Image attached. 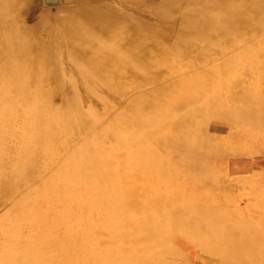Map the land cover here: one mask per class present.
I'll return each mask as SVG.
<instances>
[{
  "label": "bare ground",
  "instance_id": "bare-ground-1",
  "mask_svg": "<svg viewBox=\"0 0 264 264\" xmlns=\"http://www.w3.org/2000/svg\"><path fill=\"white\" fill-rule=\"evenodd\" d=\"M38 2L0 0V264H264V214L177 201L203 155L264 161V0Z\"/></svg>",
  "mask_w": 264,
  "mask_h": 264
},
{
  "label": "rangeland",
  "instance_id": "rangeland-1",
  "mask_svg": "<svg viewBox=\"0 0 264 264\" xmlns=\"http://www.w3.org/2000/svg\"><path fill=\"white\" fill-rule=\"evenodd\" d=\"M63 5V0H59L58 4H48L46 0H39L37 3V13L35 15H32L30 18V23H34L40 18H43L46 11H52L57 12L60 7ZM42 7V8H41ZM66 13H58L59 16L64 17ZM47 21V20H46ZM49 23V22H48ZM234 49V48H233ZM235 50L238 51V47H235ZM214 65V64H213ZM71 67L70 69H72ZM187 72V71H186ZM98 92V91H97ZM95 92V95L97 98L94 100H87V103L89 105H92L93 108H95L97 111H100L105 115L108 111L113 109L111 104H108L101 100V93ZM156 124H159V122H155ZM166 131V129H165ZM163 131H158L157 135L162 134ZM251 149H258L257 156H264V150L261 147H258L257 145H249ZM123 157V156H119ZM256 158V157H255ZM236 164L240 167L245 166L247 169L245 170V174H233L230 178H226L223 176V169L225 167V170L230 167V165ZM200 166L203 169H206L207 174L204 176L208 177L209 175L213 177L217 187H214V191L217 194H209V190L211 189L212 183L204 184L202 181H195L191 176H188L184 179V177L177 178L181 180V196L177 199L178 202L183 203L185 199H188L190 202L195 203L199 202L201 204H207L209 206L213 205V208L215 212H209L205 213L204 217L206 220H208L209 216H214L217 214H232L230 222H232L234 225L237 224V226H240L243 232L247 233L250 228V226H247L246 224L242 225L243 218L247 215L248 219L251 223H253L254 219H260V217L263 216L264 212L260 211L258 207L254 204L248 203V197L243 195V191L245 188H248L249 190L252 189L253 183H263L264 177L260 176V179L258 175L261 173H264V161H257V162H250V161H240L236 162L233 159H223L221 157H207L203 155V162H200ZM175 167V164L173 165V168ZM77 183L79 185L80 191L84 194L88 191V189L82 185V181L80 178V175H76ZM234 178V179H233ZM245 179L248 181V183H245L244 181H241V179ZM262 189L256 188V190L253 191L252 198H255L254 200H257L260 198L259 190ZM208 192V194H207ZM225 197H231L233 198V201H227L225 200ZM264 197V196H263ZM229 202L230 204H228ZM234 202V203H233ZM84 215H88L89 211L85 210ZM193 212L192 206H185L184 208H181V214L187 215L188 213ZM53 219L55 220V216L53 215ZM245 222V221H244ZM191 226H194V223L190 224ZM188 229H191L190 226H187ZM207 234L212 233L214 229L210 228L207 229ZM207 236V235H204ZM240 233L237 232V235H235V239L241 238ZM215 238V237H212ZM182 239V238H181ZM220 239V238H219ZM223 241L224 238H222ZM258 249V247H257ZM188 249H186L187 251ZM190 251V250H189ZM256 251V250H255ZM188 252V251H187ZM190 253V252H189ZM191 259V260H190ZM188 259L186 256L181 255V257L178 258L180 261V264H205L203 259L199 258H191Z\"/></svg>",
  "mask_w": 264,
  "mask_h": 264
}]
</instances>
